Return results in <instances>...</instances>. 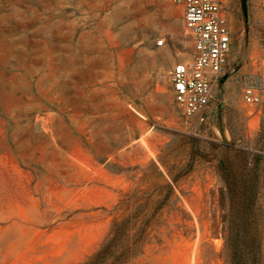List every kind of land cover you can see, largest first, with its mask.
Returning <instances> with one entry per match:
<instances>
[{"label":"rangeland","instance_id":"rangeland-1","mask_svg":"<svg viewBox=\"0 0 264 264\" xmlns=\"http://www.w3.org/2000/svg\"><path fill=\"white\" fill-rule=\"evenodd\" d=\"M222 1L228 78L204 115L187 118L169 81L193 60L181 7L0 0V264L85 262L124 214V196L161 182L153 163L173 193L128 264H229L220 162L238 168L226 144L264 154V99L241 100L246 76L264 70V0H248V34L240 0Z\"/></svg>","mask_w":264,"mask_h":264},{"label":"trees","instance_id":"trees-1","mask_svg":"<svg viewBox=\"0 0 264 264\" xmlns=\"http://www.w3.org/2000/svg\"><path fill=\"white\" fill-rule=\"evenodd\" d=\"M223 148L239 158L237 169L233 162H220L221 186L216 202L223 254L228 255L229 264H264V154L234 149L227 144ZM153 165L161 182L152 192L135 190L124 196L116 206L124 214L114 219L97 252L81 264H128L143 253L148 229L173 193L164 174ZM154 193L162 198L155 202L147 217Z\"/></svg>","mask_w":264,"mask_h":264},{"label":"built area","instance_id":"built-area-1","mask_svg":"<svg viewBox=\"0 0 264 264\" xmlns=\"http://www.w3.org/2000/svg\"><path fill=\"white\" fill-rule=\"evenodd\" d=\"M167 1L181 7L184 29L193 41V60L177 64L169 75L175 103L185 117H201L225 74L232 45L228 12L222 0ZM263 99L264 70L258 69L246 76L241 100L247 107H258Z\"/></svg>","mask_w":264,"mask_h":264},{"label":"water","instance_id":"water-1","mask_svg":"<svg viewBox=\"0 0 264 264\" xmlns=\"http://www.w3.org/2000/svg\"><path fill=\"white\" fill-rule=\"evenodd\" d=\"M241 2V11L243 15V20L245 24V30L246 34H248L249 29V8H248V0H240ZM228 76L224 75L220 80V86L224 84V82L227 80Z\"/></svg>","mask_w":264,"mask_h":264}]
</instances>
